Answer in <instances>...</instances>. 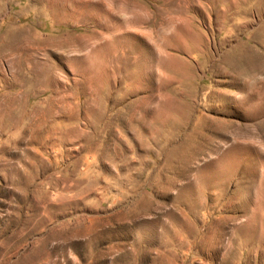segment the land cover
I'll use <instances>...</instances> for the list:
<instances>
[{"label": "rangeland", "instance_id": "rangeland-1", "mask_svg": "<svg viewBox=\"0 0 264 264\" xmlns=\"http://www.w3.org/2000/svg\"><path fill=\"white\" fill-rule=\"evenodd\" d=\"M0 264H264V0H0Z\"/></svg>", "mask_w": 264, "mask_h": 264}]
</instances>
